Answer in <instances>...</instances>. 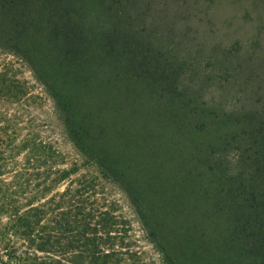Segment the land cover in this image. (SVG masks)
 Segmentation results:
<instances>
[{
  "label": "trees",
  "instance_id": "trees-1",
  "mask_svg": "<svg viewBox=\"0 0 264 264\" xmlns=\"http://www.w3.org/2000/svg\"><path fill=\"white\" fill-rule=\"evenodd\" d=\"M237 15L242 24L235 28ZM249 29L261 39L259 47L250 49L251 60L260 53L264 58V0H0V48L31 66L56 102L81 157L123 188L166 264H264V103L255 111L220 117L193 107L189 127L198 133L194 124H202L205 144L191 147L194 140L188 142L174 174L172 166L165 171L167 159L181 153L180 147L162 138L152 117L145 120L136 113L144 96L176 97L181 110L175 118L181 119L183 100L175 90L188 58L175 56L184 31L214 42L216 33L225 40ZM204 44L191 43L183 54L196 48L198 56ZM211 46L215 53L225 48L224 43ZM232 56L235 62L238 56ZM230 73L237 74L235 68ZM145 79L156 85V92L138 87ZM18 93L12 82L0 85V97ZM108 111L116 115L114 122L104 117ZM207 116L212 120L206 121ZM220 130H232L240 170L219 191L215 170L200 190L202 164L213 152L208 132ZM13 141L0 133V264H143L141 252L124 242L126 231L118 227L117 216L94 201L93 179L71 180L58 192L74 171L49 166L31 172L15 162L22 148ZM186 177L189 189L182 197L174 195ZM188 198H195L203 211L188 214L193 225L176 232L167 220L183 214L182 200Z\"/></svg>",
  "mask_w": 264,
  "mask_h": 264
},
{
  "label": "rangeland",
  "instance_id": "rangeland-1",
  "mask_svg": "<svg viewBox=\"0 0 264 264\" xmlns=\"http://www.w3.org/2000/svg\"><path fill=\"white\" fill-rule=\"evenodd\" d=\"M159 1L155 0V3L157 4ZM186 1L188 4L192 3V0ZM176 5L175 2L170 3V6ZM186 17L187 15L178 17V25ZM241 17L242 15H237L233 27L237 28L242 24ZM134 26L141 27L138 22ZM256 27V23L250 25V29L253 31L257 30ZM250 29L233 38L225 37V40H222L221 36L216 33V36L211 37L214 42H209L197 34L189 37L185 31L184 36H180L182 46L175 57L188 58V61L185 59V63L182 61V70L179 72L177 80L179 85L177 91L175 90L176 96L183 100V102L181 101L183 103L181 119L175 118L177 112L181 110L180 102L176 97L173 101L170 98L158 99L155 95L144 96L145 103L140 111L137 110V115L140 117L141 114L145 120L152 117V125L156 127V131L162 138L177 144L181 150V153L174 152L173 155L176 156H173L172 159H167L170 165L165 171H169L170 166H172L174 174V164H177L182 151L189 148L188 142L192 143L194 140L191 147L196 143L205 144L204 134L200 133L203 130L202 124H194L199 130L198 133H194L189 127L188 115L191 116L190 110L193 107L197 108L199 113L203 110L204 112L213 110L209 113L214 117L230 115L244 109L255 111L262 108L264 103V58L261 57V53L256 55L253 60L250 58L252 45L257 44L259 47L261 40L256 38ZM191 43L194 44V47H198V45L202 47V44L205 43L207 48H204L198 56L196 55L198 51L196 48L188 55H184L185 50L183 48L188 47ZM210 43L214 47L224 43L225 48H217L215 53L211 50ZM212 53L213 56H211ZM235 53L238 58L232 62L235 60L232 56ZM233 68L237 72L236 75L230 73ZM2 82H12L18 85L19 90L16 97H0V133L1 135H11L14 139L13 145L22 148L18 154H15V162L27 167L31 172L40 173L49 166L50 168L55 166L74 171L69 179L59 184L56 189L58 192H63L71 180L83 179L88 181L93 179L95 184L94 201L103 209L107 208L117 216L118 227L124 232L126 231L127 236L124 237V242L134 251L141 252L142 263L166 264L148 239L142 222L123 188L110 178L102 177L96 167L81 157L67 134L63 115L56 102L31 66L21 57L0 48V85ZM138 87L146 91L145 93H154L157 90L156 85H151L149 79L138 83ZM165 101L167 102L165 103ZM189 102L193 103L192 107ZM104 117L112 120L111 122L116 120V115L110 111L104 113ZM207 117L206 121L207 119L212 120L211 117ZM208 133L209 143L213 145V152L210 154V159L202 164L205 168L203 170L205 176L199 182V187L202 190V184L216 170L215 185L219 191L225 188L223 184H226V179H235L240 170L237 144L234 143V137H231L232 130L229 133L221 130L214 134ZM134 155L136 162H139L140 157L135 153ZM200 161L204 162L203 160ZM217 166H221V169H217ZM180 182L178 187L172 191L174 195L178 194L182 197L189 189V178L180 179ZM167 184L169 188L171 182ZM147 196L152 203L154 201L158 203V200L150 193ZM169 196L170 193L168 192L167 197ZM200 197L201 193H198L196 198ZM163 199H166L165 193H163ZM194 199L182 200L183 214L180 217H174L172 220L170 217L168 218L167 223L170 229L177 232L179 227L183 229L182 225H193V218L188 214L203 211L200 203ZM131 263L129 260H125L122 264ZM190 264H197V262L191 261Z\"/></svg>",
  "mask_w": 264,
  "mask_h": 264
}]
</instances>
